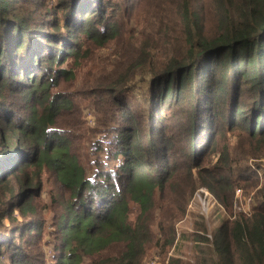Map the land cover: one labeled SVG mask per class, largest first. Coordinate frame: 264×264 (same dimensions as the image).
Masks as SVG:
<instances>
[{
	"label": "trees",
	"instance_id": "16d2710c",
	"mask_svg": "<svg viewBox=\"0 0 264 264\" xmlns=\"http://www.w3.org/2000/svg\"><path fill=\"white\" fill-rule=\"evenodd\" d=\"M131 2L0 0V264L165 257L199 187L252 214L168 264H264V0Z\"/></svg>",
	"mask_w": 264,
	"mask_h": 264
},
{
	"label": "rangeland",
	"instance_id": "374dc122",
	"mask_svg": "<svg viewBox=\"0 0 264 264\" xmlns=\"http://www.w3.org/2000/svg\"><path fill=\"white\" fill-rule=\"evenodd\" d=\"M160 1L161 0H135V2H131L130 5H128L130 11L138 14L137 20L139 22V25L144 28L145 37L153 39L151 40L152 43H155V40H158V38L156 37L157 33H159L164 38H173L179 32L176 31L175 25L167 24V21L162 18V15L155 20V22H157L156 24L154 20L150 18V12L154 7L158 6V3ZM118 21L120 22L123 29L129 30L127 28H124L126 26H131V24L127 22L126 16L118 17ZM141 43L142 40H140L138 37L137 44ZM91 67H95L92 62ZM137 92L139 93L141 91L137 90ZM79 103L81 104V108L84 112V119H89L91 122L93 117L86 102L80 101ZM258 163L261 164V167H263L262 170H264V158H260L256 161L251 160L249 162V164L253 165L254 168L255 164L257 165ZM262 170L259 169L257 171L259 175H261ZM206 190L207 189L203 187H199L190 196L186 207V216H184L175 224L174 232L176 233V238L172 246L166 249V256L162 257L160 256V254L155 253L154 255H151L150 253L145 256L142 264H168L169 259H172V257L187 261V254L190 253V246L192 244L189 240H187V238L191 234L196 232L195 229L197 224H205L208 232L207 236L209 238H212L213 230L218 227L224 220H234L238 216L243 215L241 213L242 209H249L250 212H252L254 192L246 194L244 190L241 189L240 199H237L236 196L233 195L234 200L231 212H227L226 209L219 204L217 199L208 190L207 191L209 192L210 197L203 194V192H205Z\"/></svg>",
	"mask_w": 264,
	"mask_h": 264
},
{
	"label": "built area",
	"instance_id": "2783aa9c",
	"mask_svg": "<svg viewBox=\"0 0 264 264\" xmlns=\"http://www.w3.org/2000/svg\"><path fill=\"white\" fill-rule=\"evenodd\" d=\"M203 194L205 196H209L210 197V194H209V192L207 190L205 192H203ZM234 196H236L237 199H240L241 191L240 190H236L235 193H234ZM238 210H240V209H238ZM241 213L244 214V215H247V216H250L252 214V212H250L249 209H242Z\"/></svg>",
	"mask_w": 264,
	"mask_h": 264
}]
</instances>
